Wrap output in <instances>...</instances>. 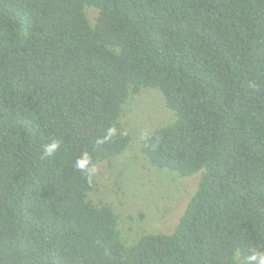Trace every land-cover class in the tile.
Here are the masks:
<instances>
[{"label": "trees", "instance_id": "16d2710c", "mask_svg": "<svg viewBox=\"0 0 264 264\" xmlns=\"http://www.w3.org/2000/svg\"><path fill=\"white\" fill-rule=\"evenodd\" d=\"M145 89L175 119L141 151L200 178L171 232L129 242L89 197L95 164L129 147L121 118ZM261 256L264 0H0V264Z\"/></svg>", "mask_w": 264, "mask_h": 264}, {"label": "rangeland", "instance_id": "374dc122", "mask_svg": "<svg viewBox=\"0 0 264 264\" xmlns=\"http://www.w3.org/2000/svg\"><path fill=\"white\" fill-rule=\"evenodd\" d=\"M88 14L91 19L97 15L94 9H88ZM174 119L160 91L143 90L125 105L121 118L132 135L129 147L93 168L97 186L89 198L119 214L122 235L129 242L146 233L171 232L197 188L199 173L183 177L157 168L141 151L147 132Z\"/></svg>", "mask_w": 264, "mask_h": 264}, {"label": "clouds", "instance_id": "9594fccd", "mask_svg": "<svg viewBox=\"0 0 264 264\" xmlns=\"http://www.w3.org/2000/svg\"><path fill=\"white\" fill-rule=\"evenodd\" d=\"M55 147H56V145H51V146H49L48 150L51 152L52 150H54ZM83 166H84V163L82 162L81 167H83ZM251 259L255 260V259H257V256L254 255ZM260 264H264V256L260 257Z\"/></svg>", "mask_w": 264, "mask_h": 264}]
</instances>
